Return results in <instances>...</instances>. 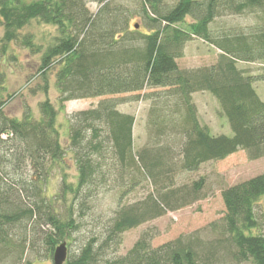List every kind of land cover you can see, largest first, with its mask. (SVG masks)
<instances>
[{"label": "trees", "instance_id": "trees-1", "mask_svg": "<svg viewBox=\"0 0 264 264\" xmlns=\"http://www.w3.org/2000/svg\"><path fill=\"white\" fill-rule=\"evenodd\" d=\"M92 4L98 6L96 13L90 11ZM224 9L237 14L259 9L264 23V0H178L174 5L165 0H0V61L8 55L17 59L12 46L39 57L34 76L44 85L37 90L48 94L49 76L55 72L59 94L56 104L49 99L39 104L38 117L28 106L21 119L10 117L6 108L14 96L7 92L5 69H0V264L24 260L35 247L28 239L30 227L35 233V228L49 226L45 242L53 257L68 236L82 230L74 206L83 210L109 179L121 188L127 176L129 188L145 184L156 189L119 207L110 224L84 238L65 264H220L216 246L192 236L153 248L154 236L144 233L126 256L108 259V252L118 251L125 233L198 198L203 178L187 188L171 185L175 155L188 173L239 151L251 160L264 158V101L254 87L264 82V74L251 76L238 68L239 62L264 60V32L215 39L210 27ZM187 17L194 21L186 23ZM34 24L54 30L47 47L46 36L31 32ZM196 38L221 51L218 61L181 70L177 60ZM159 88L179 99L176 108L180 102L185 108L178 122L169 126V119L161 117L157 124L162 131L165 125L180 134L179 152L147 146L136 153V119L120 112L121 101L109 97ZM196 93L214 97L232 135L212 134L200 124L192 101ZM103 97L108 99L97 108L68 117L63 143L59 118L65 104ZM69 155L76 167L74 183L68 182ZM55 174L62 179L57 196L48 191ZM222 198L226 216L213 230L231 239L237 263L264 264V174L224 190ZM63 203H70L66 216L57 208Z\"/></svg>", "mask_w": 264, "mask_h": 264}, {"label": "rangeland", "instance_id": "rangeland-1", "mask_svg": "<svg viewBox=\"0 0 264 264\" xmlns=\"http://www.w3.org/2000/svg\"><path fill=\"white\" fill-rule=\"evenodd\" d=\"M178 0H165L166 4L174 5ZM98 6L92 4L90 11L96 13ZM221 17L215 19L211 25V31L214 38L228 36H257L264 32L263 13L259 9H247L244 13L237 14L230 9L221 10ZM192 17L186 18V23H192ZM136 23V20H133ZM139 23V22H138ZM185 23V24H186ZM181 26V25H179ZM181 27H184L182 25ZM139 28V27H138ZM31 32L37 36H46L45 47H47L55 32L52 28L46 26L33 25ZM4 35V29L0 26V39ZM17 55L16 60L8 55L0 61V69H5L7 80V92L14 96L13 100L6 108L10 117L21 119L25 112V107H29L32 115L38 117L39 104L49 99L56 104L59 94L55 85V72L49 76V92L44 94L37 90L38 86L43 87L44 83L40 78L35 77L38 69L39 57H33L29 52L18 50L12 46ZM11 54V53H9ZM221 54L217 48L204 42L201 39H193L187 43L183 58L177 60L181 70H194L203 67L215 65ZM238 68L251 76L264 74V60L255 62H239ZM259 97L264 101V82H256L254 85ZM38 91L32 94L31 91ZM167 89H146L141 93L118 95L109 98L121 101L118 110L122 113L133 115L136 119L134 127V149L139 152L142 148L150 146L153 149L170 148L178 154L180 147L179 142L182 137L180 134L164 125L165 130L157 125L158 120L163 117L169 119L168 125L178 122L184 115L185 108L180 102L176 108V97L168 96ZM169 94V93H168ZM108 99L107 97L97 99H84L70 101L65 104V112L60 115L59 126L62 135V142L66 143L68 130L67 119L70 115L97 108L99 103ZM196 107L197 117L202 126H207L212 134L215 135H232L227 120L220 112L218 102L209 93H196L192 97ZM162 131L163 134H160ZM69 166L68 182L74 183L76 167L72 156L67 157ZM175 167L171 173V184L174 188L191 187L194 182L205 179L204 185L199 193L198 198L189 202L186 206L176 210L168 211L161 218L150 223L133 229L122 236V244L118 251L112 254L108 252V259L112 257H124L135 246L144 233L154 236L151 246L158 248L168 242L182 237H193L202 240L206 244L212 243L219 250L220 264H254L252 261L237 263L232 254L235 248L230 244V238L220 232L214 231L217 227L222 226V220L226 216V208L222 198V192L230 187L239 185L264 174V158L251 160L245 151H239L229 158L204 164L194 173H188L181 169L180 156L175 155ZM169 178V177H168ZM121 180V179H120ZM129 176L125 177L124 184L121 188L112 179L108 180V185L102 186L98 193L95 194L91 201L83 206V210L74 206L75 218L77 223L82 226L81 232L73 233L64 241L68 246V255L77 254L84 238L92 233L100 232L105 226H108L121 206H128L143 200L149 193H152L156 187L139 184L129 188ZM62 179L59 174L52 175L48 182V191L50 195H59L61 192ZM162 185H166L161 181ZM123 196V201L120 198ZM123 203V204H122ZM264 202L260 203L263 206ZM70 203L57 204V208L62 216H66ZM261 209V207H259ZM261 212V211H259ZM81 214V216H80ZM29 228L28 239L30 240V252L24 260L15 259L11 264H53V257L47 251L45 238L50 232L49 226ZM219 230V229H217ZM32 231V232H31Z\"/></svg>", "mask_w": 264, "mask_h": 264}, {"label": "water", "instance_id": "water-1", "mask_svg": "<svg viewBox=\"0 0 264 264\" xmlns=\"http://www.w3.org/2000/svg\"><path fill=\"white\" fill-rule=\"evenodd\" d=\"M67 257L68 247L67 244L64 242L56 248L53 256V264H65L67 261Z\"/></svg>", "mask_w": 264, "mask_h": 264}]
</instances>
